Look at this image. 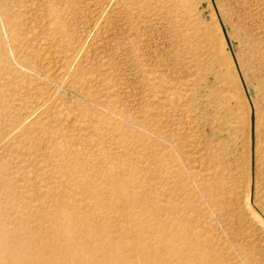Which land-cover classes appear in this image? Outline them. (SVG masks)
I'll use <instances>...</instances> for the list:
<instances>
[{"label":"rangeland","instance_id":"obj_1","mask_svg":"<svg viewBox=\"0 0 264 264\" xmlns=\"http://www.w3.org/2000/svg\"><path fill=\"white\" fill-rule=\"evenodd\" d=\"M169 2L0 0V44L3 49L0 62V140L11 129V122L15 119L10 114L12 105L17 102L15 97H21L25 90L33 98L39 92L41 96L52 91L56 94L52 118L24 136L26 141L41 146L36 153L41 154L42 160H35V154L32 157L19 152L20 144L13 146L12 159L0 157V229L4 230L7 225L6 219L11 216L13 203L22 202L23 209L34 211L40 207V201L51 202L47 199H51L52 191L57 195L68 190L67 186L59 184L66 179L64 175L60 177L43 170L55 168L49 159L48 141H55L66 150V161L84 163L86 168L91 161L105 159L89 144L96 138L88 126L94 121L89 110L95 109L111 118L120 132H130L138 138L134 149L124 147L122 151L123 147L108 143L106 138L102 146H108L118 155L123 152L124 159L131 158L137 166H153L156 174L162 175L164 170L169 174L154 183L164 200L171 199L173 188L169 189L173 186L172 180L183 178L197 193L204 207L205 195L199 192L191 172L206 175L212 174L213 170L222 172L219 184L225 201L221 207L224 212L221 218H225L228 232H225L224 223L209 211L216 227L225 239L232 231L241 240L243 223H246L252 238L255 237L258 250L264 247V0H188L180 11ZM104 4H107V14H111L108 30L97 35L91 30L87 32L92 15ZM167 5L172 9L169 10ZM8 15L15 24L13 34L2 21V17ZM58 21L62 22L59 26L56 25ZM192 29H199L205 39L198 42L195 50L193 47L184 48L188 49L184 52L178 49L179 54L176 52L177 40L181 48L184 44L182 38L191 37ZM70 30L73 40L67 34ZM176 33H180L182 38ZM132 36L138 37V41L140 37L147 39V44L141 39V44H138ZM80 43H85L87 56L79 61L80 73L75 75V86H70V77L61 76L65 69L63 64L72 54L73 47ZM44 46L49 48L48 60L54 66L51 74L45 72L44 62L38 54ZM130 48L134 49L133 52ZM129 54L133 55L132 61ZM140 67L142 70L150 67L154 70L151 74L159 76L155 87L143 79L145 70L141 71ZM81 76L99 79H94L92 83L95 86L92 84L90 88L94 98L105 100L112 98L115 92L113 103L116 104L110 101L113 105H101L82 93L80 83L76 84ZM22 116H25L24 112L19 113L17 119ZM26 120L29 125L31 120ZM190 120L193 135L201 145L198 152L201 155L196 152L190 154V146L185 140ZM44 128L46 134L42 132ZM150 151L153 152L152 157L146 159L145 155ZM190 158L197 160L190 162ZM18 161H22L21 168L16 170L14 165ZM175 169L179 174L172 176ZM118 171H115L116 175L120 174ZM111 176H114V171ZM95 179L100 181L99 177ZM56 183L60 185L58 188ZM101 186L105 187L104 184ZM44 188L50 193L39 194ZM177 199L181 200L182 196L177 195ZM2 262L0 260V264Z\"/></svg>","mask_w":264,"mask_h":264},{"label":"bare ground","instance_id":"obj_2","mask_svg":"<svg viewBox=\"0 0 264 264\" xmlns=\"http://www.w3.org/2000/svg\"><path fill=\"white\" fill-rule=\"evenodd\" d=\"M186 1L188 2V0H170L171 4L169 5H173L179 10L186 5ZM106 5L101 6L96 14L92 15L87 26V32L91 30L97 35V33L101 34L100 31L106 32L108 30V19L111 14L109 15L105 11ZM169 5L167 6L169 7ZM171 6L169 10L172 9ZM2 21L6 23L10 34H13L15 24L12 22V18L8 15L2 17ZM60 21L56 22L57 26L61 25L62 22ZM192 30V36H187L186 39L182 38L180 33H176L184 39V44H182L185 45L183 48L181 45L180 48L177 40L176 52L179 51L178 49H183L184 52L191 47L195 50L198 42L205 39L199 29ZM67 34L73 40L71 30ZM132 38L138 39V37L134 38L133 36ZM133 39L131 40L133 41ZM140 39L146 43L147 39L140 37L139 41L137 40L138 44L141 42ZM119 43L123 44L122 42ZM44 47L38 54L44 62L45 72L51 74L54 66L52 67L50 59L48 60L49 48ZM115 48L118 47L115 46ZM136 49L138 50V48ZM139 50H141V46ZM86 52L85 43L77 44L73 47L72 54L64 61L65 69L61 76L70 77V86H75V75L80 73L79 61L85 60ZM139 53L142 54L140 51ZM2 54L3 49L0 44V62ZM132 56L130 55V60L133 58ZM142 64L143 61L140 65L143 68L144 64L143 66ZM142 68L141 71L145 70L143 79L151 87H155L157 85L155 80L159 79V76L151 74L154 70L149 69L150 67L144 70ZM135 69L137 70V68ZM94 79L91 76H81L76 84L80 83L81 87L79 88L83 91L82 93L87 94L99 104L115 105L116 102L113 103L115 92H113L112 98H105V100L97 98L95 93L96 98L92 96L93 94L90 92L92 89L90 88H92ZM107 86L109 89V83ZM113 89L111 88V90ZM52 90L54 89H50V91ZM31 96L25 90L21 97L14 98L17 102L12 105L10 114L15 119L11 122V129L1 137L0 157L12 159L14 157L12 153L15 150L13 146L20 144L19 152L24 155L28 154V156L35 154V160H42L41 154L36 153V150L40 149L41 146L26 141L24 136L52 118L55 114L54 111L52 112V108H54L53 103L56 94L52 91L41 96L39 92L35 94L34 98ZM150 96H154V93H150ZM115 100L117 101L116 98ZM142 107L144 108V106ZM150 109L153 111L152 107ZM83 111H86L85 108ZM22 112L25 116L17 119L19 113ZM89 112L90 116L94 117V121H91L88 126L96 134L95 140L89 144L94 147L95 152L103 154L105 159L91 161V165L89 164L86 168L84 163L66 161L64 155L67 152L61 148L59 143L55 141L46 143L49 148V159L55 168L52 171L48 168L43 170L60 177L64 175L66 179L59 184L67 186L68 190H63L61 194L55 195L56 192L54 193V191L50 193L47 189H42L39 194L50 193L52 197L47 200H51V202L40 201V207L34 211L27 208L23 209L22 202L13 203L11 216L6 219L7 225H5L4 230L2 227L0 229V260H3L2 264H264V247L260 251L258 250L259 247L257 248L253 239L255 237L252 238V232L246 223L242 224L244 231H242L241 240L240 238L238 240L235 237L237 233L234 236L232 231L227 233L228 238L225 239L210 215V212H213L215 217L224 223L225 232H228L226 221L224 222L225 218H221V214L224 213L221 207L225 199H222V188L219 181L223 175L222 172H219L220 175L218 171L215 172L212 169L215 165L211 168L214 172L209 175L197 171L191 172L199 192L205 195L204 207L201 206L202 200L199 199L197 193L183 178H179L177 181L172 180L173 186L169 189L170 191L173 188V191L170 192L171 199L164 200L157 193L154 183L160 177L167 178L169 176L165 170L162 175L156 174L153 172L155 170L153 166L152 168L143 165L137 166L131 158L125 160L123 152L118 155L108 146H102V143L105 142L104 138H106L108 143L123 147L121 148L122 151H124V147H129L127 150L134 149L138 140L137 136H132L134 134L130 132H120L115 122L102 115L98 110L90 109ZM146 115L149 116L148 113ZM145 117L144 115L143 118ZM28 118L31 120L29 125L26 123ZM192 126V120L188 121L185 140L190 146V154L196 152V154L201 155L198 153L201 150V145L198 143L197 137L193 135ZM42 132L46 134V129H42ZM45 134L43 135L45 136ZM64 145L68 148V145ZM132 152L133 150L128 153ZM152 154V151L146 153V159H150ZM185 157L188 156L185 155ZM188 160L195 162L197 159L190 158ZM188 160L186 162L189 164ZM21 162L18 161L14 165L16 170L21 168ZM37 166L40 167V165ZM113 171L114 176H111ZM115 171L120 172V174L116 175ZM178 174V170L175 169L172 176ZM97 177L100 178V181L95 179ZM59 184L56 183L55 186L58 188ZM101 184H104L105 187H102ZM12 195L15 197V193ZM177 195L182 196V199L178 200ZM228 214L226 216H229ZM242 221L241 219L240 222Z\"/></svg>","mask_w":264,"mask_h":264},{"label":"water","instance_id":"obj_3","mask_svg":"<svg viewBox=\"0 0 264 264\" xmlns=\"http://www.w3.org/2000/svg\"><path fill=\"white\" fill-rule=\"evenodd\" d=\"M250 125H251V137H252V127H253V115L252 114L250 115Z\"/></svg>","mask_w":264,"mask_h":264}]
</instances>
